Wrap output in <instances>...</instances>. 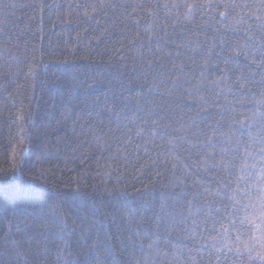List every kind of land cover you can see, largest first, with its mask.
Masks as SVG:
<instances>
[{
	"label": "trees",
	"instance_id": "16d2710c",
	"mask_svg": "<svg viewBox=\"0 0 264 264\" xmlns=\"http://www.w3.org/2000/svg\"><path fill=\"white\" fill-rule=\"evenodd\" d=\"M262 189L264 0H0V264H264Z\"/></svg>",
	"mask_w": 264,
	"mask_h": 264
},
{
	"label": "snow or ice",
	"instance_id": "6c2138e0",
	"mask_svg": "<svg viewBox=\"0 0 264 264\" xmlns=\"http://www.w3.org/2000/svg\"><path fill=\"white\" fill-rule=\"evenodd\" d=\"M229 199H235V192L231 196H229ZM236 204H239V201H236ZM247 208L248 205H245ZM253 207L257 208V212L255 215H249V214H244L242 215L240 219V223L243 225L245 221H247L248 224L254 225L255 228L261 229L262 225H264V189H262V194H261V199L258 205H253ZM259 221V222H257ZM227 231V229H225ZM237 239H239V234L237 236ZM258 239L264 241V235L260 236ZM264 247V245H262ZM260 260L264 261V255H260Z\"/></svg>",
	"mask_w": 264,
	"mask_h": 264
}]
</instances>
